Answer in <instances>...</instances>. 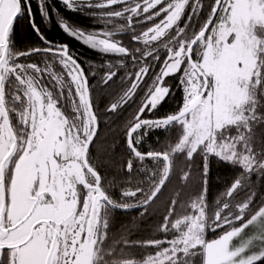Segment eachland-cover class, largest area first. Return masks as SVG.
I'll return each instance as SVG.
<instances>
[{
	"label": "snow or ice",
	"instance_id": "obj_1",
	"mask_svg": "<svg viewBox=\"0 0 264 264\" xmlns=\"http://www.w3.org/2000/svg\"><path fill=\"white\" fill-rule=\"evenodd\" d=\"M59 2L93 26L51 0L42 22L99 63L0 0V264H264V0ZM21 20L39 44H17ZM213 160L236 174L210 198Z\"/></svg>",
	"mask_w": 264,
	"mask_h": 264
},
{
	"label": "trees",
	"instance_id": "obj_2",
	"mask_svg": "<svg viewBox=\"0 0 264 264\" xmlns=\"http://www.w3.org/2000/svg\"><path fill=\"white\" fill-rule=\"evenodd\" d=\"M51 4L54 5L56 9H58V14L62 15L66 18L70 23H73L77 26L82 28L88 29L90 26H93V21L79 13H73L71 11H66L59 0H51ZM31 7L33 13L35 15L36 23L41 27L42 31L46 35L47 39L60 44H67L74 56H76L79 61L82 63L85 68L90 63H99L101 61V57L98 53L93 50H90L87 46L83 45L82 43L76 41L74 38L67 36L61 28L57 24V20L55 17L49 22L45 21L42 22L41 15L37 7V0H32ZM52 9L49 8V12L51 13ZM15 34H16V42L17 44L24 48L29 47L32 45L39 44V40L35 35L33 29L30 27V24L27 20H21L15 26ZM126 39V38H125ZM181 94L179 91H175L173 96L164 103L163 107L160 108L159 112L157 113L158 116H162L167 112L173 110L177 103L180 102ZM132 109H128L121 119L116 123L113 124V130H115L118 125L122 124L125 119L131 114ZM102 138H107V143L104 144V150L110 151L112 148V141L115 140L117 144L120 143L121 137L117 133L115 136L107 129L103 128L102 125ZM165 139V135L162 132H153L149 137L145 140V147H158L160 143H162ZM117 153L123 151L122 147H117L115 149ZM236 171L233 170L231 167L223 166L221 163L216 162L213 160L211 162V170H210V198H214L223 188L225 185L231 182L232 178L235 176ZM255 180V177H253ZM163 199V198H162ZM162 206V205H161ZM138 216L137 210H132L127 213H118L117 214V227H119L120 223H127L132 218ZM142 231L140 235H146L148 232V225L146 223L141 224ZM209 239L213 238L212 234L209 235Z\"/></svg>",
	"mask_w": 264,
	"mask_h": 264
}]
</instances>
